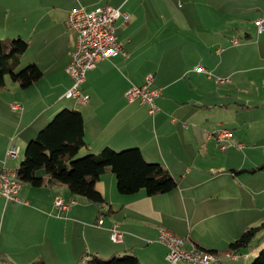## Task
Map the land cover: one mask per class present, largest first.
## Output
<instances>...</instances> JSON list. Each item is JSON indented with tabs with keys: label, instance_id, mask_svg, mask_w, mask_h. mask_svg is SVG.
Wrapping results in <instances>:
<instances>
[{
	"label": "crops",
	"instance_id": "obj_1",
	"mask_svg": "<svg viewBox=\"0 0 264 264\" xmlns=\"http://www.w3.org/2000/svg\"><path fill=\"white\" fill-rule=\"evenodd\" d=\"M19 18L27 42L20 66L36 64L41 76L26 87L5 77L0 85V169L18 168L20 151L61 108L81 112L87 149L138 147L176 180L166 192L120 194L110 168L96 188L99 206L70 194L63 184L22 183L17 200L0 196V259L9 264H76L85 257L133 251L140 264H170L159 230L187 237L221 253L246 227L264 219V0H29ZM108 4L126 11L115 34L123 51L99 59L80 88L86 101L65 97L75 32L66 23L74 6ZM262 20V30L254 23ZM4 34L5 30L2 31ZM1 33V32H0ZM0 35V38L8 37ZM236 40V42H233ZM201 66V70L196 67ZM153 74L161 88L151 114L125 90ZM227 78L217 82L216 77ZM228 130L220 148L216 131ZM263 149V148H262ZM84 152V151H83ZM43 177L46 178L44 172ZM75 200L57 209L54 197ZM116 222L121 239L110 238ZM258 247L217 264H250ZM177 264H187L179 261Z\"/></svg>",
	"mask_w": 264,
	"mask_h": 264
},
{
	"label": "trees",
	"instance_id": "obj_2",
	"mask_svg": "<svg viewBox=\"0 0 264 264\" xmlns=\"http://www.w3.org/2000/svg\"><path fill=\"white\" fill-rule=\"evenodd\" d=\"M27 49L22 38H0V85L6 76L21 87L30 85L41 76L34 63L20 66V56ZM87 143L84 139L83 117L79 110L61 108L27 141L23 158L16 168L21 183L39 186L63 184L70 194L104 205L101 192L96 188L99 176L110 168L114 173L120 194H134L144 189L148 194L166 192L176 186V180L159 162L146 160L138 147L115 150L109 146L98 152L87 151L76 156ZM47 176L44 178L43 173ZM264 242V219L257 225L246 227L227 246L239 251L245 247H258ZM76 264H140L133 251L111 254L106 259L97 255L80 257ZM250 264H264V247L259 248Z\"/></svg>",
	"mask_w": 264,
	"mask_h": 264
},
{
	"label": "built area",
	"instance_id": "obj_3",
	"mask_svg": "<svg viewBox=\"0 0 264 264\" xmlns=\"http://www.w3.org/2000/svg\"><path fill=\"white\" fill-rule=\"evenodd\" d=\"M129 14L119 7L108 4L96 5L92 8L83 6L72 7L66 16L68 27L75 32V43L70 53V60L66 66V71L70 75L71 85L64 92L65 97L78 98L86 101L88 95L83 93L80 85L84 80L85 72L95 66L99 59L113 56L123 51L122 42L115 34V21L122 18L126 21ZM254 23L259 31L262 30V20L256 19ZM236 42V40H233ZM201 70V66L196 67ZM227 78L218 77L217 82H222ZM161 88L153 84V74L147 73L143 82L140 84H131L125 90V97L129 101L138 100L147 105L148 112L153 114L156 110L155 98L160 94ZM215 139L220 143V148L226 145L223 138L229 136L228 130L216 131ZM20 152L17 144H10L6 149V156L14 158ZM16 168L3 167L0 169V196L7 200H17V191L20 183L15 179ZM75 200L72 198L64 199L62 196L54 197V206L58 209H67ZM104 205L99 206V216L97 223L103 222ZM110 238L113 241L121 239L122 231L118 228L116 222L110 227ZM187 237L176 235L171 231L161 228L159 230L158 241L166 248L165 258L170 264H177L179 261H185L187 264H217L223 259L236 258L238 251L225 250L221 253L208 250L196 245V248L187 247ZM0 264H9L0 259Z\"/></svg>",
	"mask_w": 264,
	"mask_h": 264
},
{
	"label": "rangeland",
	"instance_id": "obj_4",
	"mask_svg": "<svg viewBox=\"0 0 264 264\" xmlns=\"http://www.w3.org/2000/svg\"><path fill=\"white\" fill-rule=\"evenodd\" d=\"M37 1L38 0H32L33 4H35ZM28 3H29V0H0V32H1L0 35H3V36L6 35L8 37H13V35H18L17 31L19 30L25 31L26 26H31V17L28 18V20L26 19V24H22L21 20H19V18L22 17V13H23V11H20L19 9L28 8L29 6ZM4 30L5 32L4 34H2L3 33L2 31ZM27 64L29 63H26V65ZM218 77H221V76H218ZM36 134L37 132L31 138H29L28 141L34 138ZM262 142L263 140L259 142L260 144L259 148L260 150L264 152V144L262 145ZM86 152H87L86 150L81 149V152H78L76 156L83 155ZM18 156H23V149L20 151V154ZM104 257H105L104 259H106L108 256H104Z\"/></svg>",
	"mask_w": 264,
	"mask_h": 264
},
{
	"label": "bare ground",
	"instance_id": "obj_5",
	"mask_svg": "<svg viewBox=\"0 0 264 264\" xmlns=\"http://www.w3.org/2000/svg\"><path fill=\"white\" fill-rule=\"evenodd\" d=\"M15 179H16V181H18V183H20V186H21L22 183H21V181L17 177V170H15ZM72 200H74V199H72ZM187 247L188 248H196V244H194V243H192V242H190V241L187 240Z\"/></svg>",
	"mask_w": 264,
	"mask_h": 264
}]
</instances>
